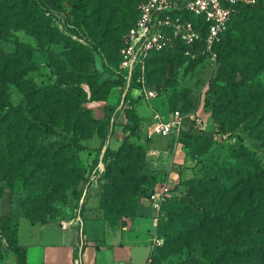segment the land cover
<instances>
[{"label":"rangeland","instance_id":"rangeland-1","mask_svg":"<svg viewBox=\"0 0 264 264\" xmlns=\"http://www.w3.org/2000/svg\"><path fill=\"white\" fill-rule=\"evenodd\" d=\"M144 1L88 0L92 16L87 26L83 27L72 7L74 0H0V31L5 36L0 39V103L25 106L23 91L29 85L24 82L28 80L37 85H52L60 78H68L69 72L70 78H82L77 75L80 65H71L67 59V53L71 52L68 47L75 41L69 30L73 26L91 40L94 38L103 55L104 70L89 77L97 99L86 106H92L89 111L91 116H105L108 119L106 140L111 127H122L125 123L124 110L130 107V101L136 95L134 90L139 86V78L156 93L150 104L162 114L178 111L185 117L195 114L206 121V130L200 131L186 119L185 131L179 143H175L171 136L150 134L149 123H144L151 117L149 106L140 100L133 104L140 106L139 114L145 113L133 139L144 147V155L135 157L136 167H140L137 183L143 193L140 200L147 201L149 192L164 181V167L168 166L175 153V144H180L186 153L179 161L187 156L193 161L191 168H196V171L192 176L197 172L199 176H213L214 168L222 161H234L231 149L241 146L254 152L264 169V22L260 15L253 12L243 21L233 20V27L239 36L230 39L232 55L225 64V38L223 41L220 38L214 45L215 57L212 58L206 51V30L199 19L188 14L182 15L179 21L172 19L169 25L159 28L162 47L147 52L143 67L134 69L127 87L120 64L134 57L138 62L141 56L139 43L135 40L137 35L131 34L130 30L136 26L139 18L137 7ZM59 25L65 27L66 33L59 30ZM251 35L258 51L247 46ZM12 41L32 48L34 67L20 77L18 84L7 82L11 80L9 70L1 66V63L16 56ZM81 86L88 89L85 83H81ZM223 87L228 92L226 97L221 93ZM232 91L237 93L236 98L230 94ZM226 111L232 112L234 120L229 121L225 117ZM56 139L50 134L41 141L49 143ZM87 141H83V144H87ZM189 142H195V149L191 145L183 147L184 143ZM86 147L78 154L81 180L74 189L67 190L52 202L51 213L45 221L59 223L80 217L84 224L103 220L102 185L105 182L106 164L111 158H103V152H100L97 163L92 165L96 148ZM191 178L180 180L175 185L177 197L186 194L185 182ZM0 183L6 185L4 181ZM15 195L20 197L19 193ZM259 243L262 246L259 250L264 254V234L260 236ZM0 250V264H16L13 254L1 238ZM158 251L156 261L162 259L168 264H182L193 258L200 264L216 263L217 255L212 248L200 245L183 248L175 254L167 253V249L161 247ZM228 254L225 252L220 257L221 264H226ZM260 262L264 264V258Z\"/></svg>","mask_w":264,"mask_h":264},{"label":"trees","instance_id":"trees-1","mask_svg":"<svg viewBox=\"0 0 264 264\" xmlns=\"http://www.w3.org/2000/svg\"><path fill=\"white\" fill-rule=\"evenodd\" d=\"M72 7L80 25L86 27L92 16L88 0H74ZM253 12H257L264 22V0L252 6H238L232 14L226 31L220 36L222 41L225 38L223 64L232 55L230 39L239 36L233 27L234 21H243ZM69 30L89 42L84 45L74 41L68 47L71 52L67 53V59L71 65H80L77 75L82 78H70L69 72L68 78H60L52 85H37L28 80L24 82L29 85L23 91L25 106L0 103V181L6 184L0 183V195L4 187L10 194L19 193L21 211L31 224L50 223L45 218L51 213L52 202L67 190L74 189L81 180L78 154L87 149L83 141L93 137L100 140L92 160L94 165L106 140L108 119L91 116L90 108L86 106L97 99L89 77L104 70L103 55L94 38L91 40L73 26ZM4 38L0 31V39ZM248 41L247 46L258 51L253 35ZM12 42L16 56L1 66L9 70L11 80L7 82L18 84L20 77L34 67L32 48ZM81 83L87 84L88 89ZM221 93L226 97L228 92L223 87ZM230 94L237 97L233 91ZM137 100L141 101V98H133L130 107L124 110L126 121L122 126L124 137L120 145L116 149L107 146L103 151V158H111L106 164L102 185L104 221L122 223L124 218H132L143 195L137 184L140 167H136L135 157L144 155V147L133 141L142 123L137 106H133ZM225 117L234 120L232 112L226 111ZM184 131L185 125L174 139L175 143H179ZM50 134L57 139L42 143L41 139ZM190 143L181 144L185 148L190 145L194 148L195 142ZM231 153L233 162L222 161L211 177L199 176L197 172L185 182L187 192L183 197L176 196L174 186L171 195L161 204L156 233L164 238L161 248H166L167 253L175 254L183 248L200 245L212 248L217 255L215 264H221L220 257L225 252H229L226 264H261L264 258L259 250L262 247L260 236L264 234V169L257 155L243 146L231 149ZM153 191L149 192V197ZM17 229L15 216H0V238L13 254L15 263L25 264V250L17 241ZM159 249L152 255V264L162 261H156ZM182 264L200 263L193 258Z\"/></svg>","mask_w":264,"mask_h":264},{"label":"crops","instance_id":"crops-1","mask_svg":"<svg viewBox=\"0 0 264 264\" xmlns=\"http://www.w3.org/2000/svg\"><path fill=\"white\" fill-rule=\"evenodd\" d=\"M139 107L136 108L138 114ZM144 114L139 115L144 118ZM149 121L150 119H147L143 122L149 123ZM123 137L121 126L111 127V133L109 132L101 152L107 146L116 149ZM86 143L88 147L97 148L100 140L94 137ZM183 150L180 144L178 146L175 144V153L171 156L168 166L164 167L165 179L154 189H158L163 183L171 188L180 180L192 177L196 168H191L194 163L190 157H184L185 160L179 161L186 154ZM4 215L17 218V241L25 250V264H72L79 248L77 226L70 225L62 228L58 222L31 224L21 211L18 196L10 194L6 187L0 195V216ZM153 217L154 212L148 200L142 199L137 204L135 215L130 219L124 218L122 223L104 220L84 223L81 229L82 264H115L118 261H126L128 264H145L150 253L151 234L156 233L157 225ZM158 264L168 263L162 260Z\"/></svg>","mask_w":264,"mask_h":264},{"label":"built area","instance_id":"built-area-1","mask_svg":"<svg viewBox=\"0 0 264 264\" xmlns=\"http://www.w3.org/2000/svg\"><path fill=\"white\" fill-rule=\"evenodd\" d=\"M259 0H146L140 3L137 7L139 18L136 26L130 30V33L135 36V40L139 43L138 51H140V58L135 62V57L128 58L120 64V68L124 70V78L126 86L128 87L131 78L134 74V69L139 66L143 67V58L147 52L154 48L156 50L162 47L160 41L159 28L167 26L172 19L180 20L184 14L191 15L197 18L205 27L204 44L206 51L215 57L213 47L218 42L222 33L227 29V25L231 19L232 14L236 11L238 6H252L256 5ZM59 30L66 33L65 27L59 25ZM71 38L81 44L89 45L87 39L72 34ZM192 41V38L190 39ZM128 55L130 54L127 51ZM139 86L136 88V95L134 98H141V101L146 103L151 110V118L149 121V133L156 136L166 137L171 136L176 139L183 130L185 119H189L193 125L200 131L206 130V121L195 114L188 117L180 114L178 111L169 114H162L154 107H152L151 100L156 97L154 90L147 88L142 79H137ZM127 90V88H126ZM171 195V188L166 184H160L158 189H154L153 193L148 198L149 206L154 212L153 221L157 225L161 204L166 198ZM62 228L70 225L77 226L79 230V248L72 264H82L81 262V245L83 241L82 236V221L80 217L76 220H68L59 222ZM164 238L151 234L150 237V253L146 258L145 264H152V255L154 251L164 245ZM115 264H128L126 261H118Z\"/></svg>","mask_w":264,"mask_h":264}]
</instances>
